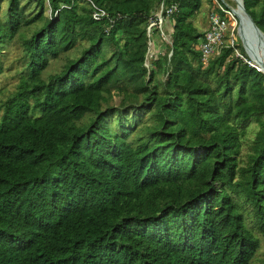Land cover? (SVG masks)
Wrapping results in <instances>:
<instances>
[{
  "label": "trees",
  "instance_id": "obj_1",
  "mask_svg": "<svg viewBox=\"0 0 264 264\" xmlns=\"http://www.w3.org/2000/svg\"><path fill=\"white\" fill-rule=\"evenodd\" d=\"M92 1L108 32L85 0H0V72L5 44L22 48L0 104V264H255L264 73L237 42L202 61L203 0H179L165 52L153 32L149 70L163 0ZM242 3L264 34V0Z\"/></svg>",
  "mask_w": 264,
  "mask_h": 264
},
{
  "label": "built area",
  "instance_id": "obj_2",
  "mask_svg": "<svg viewBox=\"0 0 264 264\" xmlns=\"http://www.w3.org/2000/svg\"><path fill=\"white\" fill-rule=\"evenodd\" d=\"M91 6V17L95 21H101L103 19H108V26L105 31L108 32L112 27L113 20L109 18L106 10L99 5L95 4L92 0H85ZM236 5L231 6L225 0H215L217 6L211 9L208 13V28L203 32V38L198 46V50L201 55V59L204 63H207L210 58L219 54L221 48L228 44L233 46L235 43L234 39V29L240 21V17L235 13V10L239 7L241 0H231ZM179 0H163L158 9L149 17L148 24L146 28V35L148 37V48L144 59V66L149 70L151 57L154 52L153 44V32L158 31V36L160 39L168 44H171L169 35L164 28V25H173V15L178 11ZM50 12V11H49ZM222 13V15H221ZM234 21H233V20ZM232 24V29L231 24ZM241 28V21L239 23ZM231 30V34L227 36V33ZM249 52V51H248ZM250 54V52H249ZM235 55L241 58L249 66L256 68L259 71H263V68L254 62H251L250 59H246L241 55L238 50H235ZM170 56V54H169Z\"/></svg>",
  "mask_w": 264,
  "mask_h": 264
},
{
  "label": "rangeland",
  "instance_id": "obj_3",
  "mask_svg": "<svg viewBox=\"0 0 264 264\" xmlns=\"http://www.w3.org/2000/svg\"><path fill=\"white\" fill-rule=\"evenodd\" d=\"M227 1L231 6H234V2L231 0H225ZM5 6V5H3ZM217 4L215 0H203L201 9L199 13L196 15L194 19V24L198 27V29L202 32H204L208 28V13L211 9L216 7ZM236 8V5L234 6ZM49 13V10L46 12ZM233 20V19H232ZM234 21V20H233ZM240 21L238 20V24L236 25L234 29V39L235 42L240 43L242 48L244 49V52L246 53V59H250L251 62H254L253 58L249 54V52H246L245 47H247L246 41L248 40V33L244 30V25L242 26V33L240 32L239 27ZM231 24V23H230ZM242 24V23H241ZM232 24L231 28L232 29ZM246 27V26H245ZM164 28L166 29L167 26L164 25ZM238 30V31H237ZM245 33V38H244ZM231 34V30L227 33V35ZM170 39V37H169ZM157 42H159L160 51L165 52L164 47L161 45L163 43L158 36ZM165 44V43H164ZM248 51H252V47H247ZM79 54V48L76 50H73L68 55L70 57H76ZM22 56V48L19 43V41L10 42L8 44H5L3 51L1 52V64H2V71L0 72V104L5 100V98L15 89V85L18 82V75L17 72L21 70V62L20 58ZM65 62V57H62L58 60H55L51 63V66L46 71L45 76H48L52 73H56L61 70L63 64ZM258 65V64H257ZM261 68V67H259ZM120 99V96L117 94L113 95L112 100H110V104H116L118 103ZM114 116H112L109 121L114 122ZM257 129V125L255 123H252L245 134V141L244 144L241 147V153L240 155L244 157V153L247 151L248 143L251 142V139L253 138V132ZM260 258H264V242H262V246L260 249V252L258 253V257L255 260V264H259Z\"/></svg>",
  "mask_w": 264,
  "mask_h": 264
},
{
  "label": "bare ground",
  "instance_id": "obj_4",
  "mask_svg": "<svg viewBox=\"0 0 264 264\" xmlns=\"http://www.w3.org/2000/svg\"><path fill=\"white\" fill-rule=\"evenodd\" d=\"M235 13L240 17L241 28L244 25V30L248 33V25L246 15L239 9V7L235 10ZM246 26V27H245ZM240 28V32L242 33V29ZM238 31V30H237ZM245 38V33H244ZM247 47H252V51L250 50V55L260 67L264 68V40H259L256 38H252L250 41L249 35L248 40L246 41Z\"/></svg>",
  "mask_w": 264,
  "mask_h": 264
},
{
  "label": "water",
  "instance_id": "obj_5",
  "mask_svg": "<svg viewBox=\"0 0 264 264\" xmlns=\"http://www.w3.org/2000/svg\"><path fill=\"white\" fill-rule=\"evenodd\" d=\"M239 9L246 15L247 25H248V35H249L250 41L252 40V38H256V39H259V40H261V39L264 40V34L255 25V23L253 22L251 16L248 15L247 12L245 11V9L243 7L242 0H241V2L239 4ZM245 49H246V52L248 53L247 47H245ZM262 72L264 73V68H263Z\"/></svg>",
  "mask_w": 264,
  "mask_h": 264
},
{
  "label": "crops",
  "instance_id": "obj_6",
  "mask_svg": "<svg viewBox=\"0 0 264 264\" xmlns=\"http://www.w3.org/2000/svg\"><path fill=\"white\" fill-rule=\"evenodd\" d=\"M197 27V26H196ZM198 28V27H197Z\"/></svg>",
  "mask_w": 264,
  "mask_h": 264
},
{
  "label": "clouds",
  "instance_id": "obj_7",
  "mask_svg": "<svg viewBox=\"0 0 264 264\" xmlns=\"http://www.w3.org/2000/svg\"><path fill=\"white\" fill-rule=\"evenodd\" d=\"M262 72V71H261Z\"/></svg>",
  "mask_w": 264,
  "mask_h": 264
}]
</instances>
